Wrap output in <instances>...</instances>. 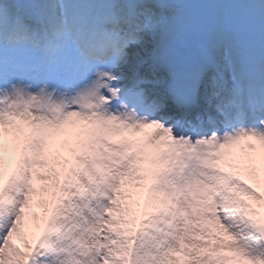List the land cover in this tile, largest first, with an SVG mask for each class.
<instances>
[{
    "label": "snow or ice",
    "instance_id": "snow-or-ice-1",
    "mask_svg": "<svg viewBox=\"0 0 264 264\" xmlns=\"http://www.w3.org/2000/svg\"><path fill=\"white\" fill-rule=\"evenodd\" d=\"M0 264H264V0H0Z\"/></svg>",
    "mask_w": 264,
    "mask_h": 264
}]
</instances>
